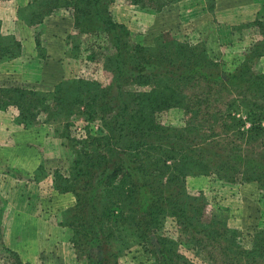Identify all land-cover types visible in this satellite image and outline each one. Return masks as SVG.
<instances>
[{"label": "trees", "instance_id": "1", "mask_svg": "<svg viewBox=\"0 0 264 264\" xmlns=\"http://www.w3.org/2000/svg\"><path fill=\"white\" fill-rule=\"evenodd\" d=\"M116 1L27 0L18 14L29 27L54 14L70 15L75 33H68L66 56L83 72L100 61L110 85L80 77L54 92L0 89L1 111L16 108L15 122L26 129L52 125L62 140L57 149L72 153L71 165L55 171L54 182L59 193L76 198L60 226L70 233L78 260L119 264L143 247L151 264H264V230L244 246L227 210L215 211L206 188L193 184H252L264 194V14L235 28V37L256 28L262 39L227 67L210 55L206 42L191 45L169 34L137 42L112 19ZM127 1L159 12L182 0ZM206 1L214 11L216 0ZM14 39L0 22V65L20 56ZM35 40L40 47L37 34ZM173 109L184 113L183 127L161 121ZM78 113L99 122L103 135L78 138L71 128Z\"/></svg>", "mask_w": 264, "mask_h": 264}, {"label": "rangeland", "instance_id": "2", "mask_svg": "<svg viewBox=\"0 0 264 264\" xmlns=\"http://www.w3.org/2000/svg\"><path fill=\"white\" fill-rule=\"evenodd\" d=\"M205 2L207 5L206 0ZM26 6L27 0H0V22L2 32L6 36L12 35L15 38V41L21 43L22 48L20 49V56L12 59L11 61L22 59L23 57H26L25 55H27V59L30 58L34 60H45V58H48L46 55L48 54L47 52L49 50V44L52 45L51 55L53 53L54 57L60 58L56 56V54L57 49L61 44L64 52L63 56L65 57L63 59V68L65 73L53 70V74L56 76L53 78V82L51 84H42L41 86H37L35 83L32 85H26L21 82L16 83L14 80L9 78L3 79V82H0V84L5 83L3 87L16 85L36 91L42 90L41 92H54L56 91L57 86L63 81L79 79L80 77L84 79L88 78L89 80H96L104 86L111 84V75H109L103 69V65L100 61L91 63V67L89 63L86 64L89 65L90 70L83 72L82 68L80 69V66L75 60H72L70 57L66 56V54L71 52V48L66 49V39L68 38V33H75L74 20L70 15L61 12L47 17L41 25L34 27L26 26L28 29L25 30L14 28L15 22L18 24L21 23L18 19L19 9L25 8ZM169 9L172 10L165 8L164 10L158 12L151 7L148 9H141V7L134 6L127 0H117L116 3H114L110 8L112 19L116 23L126 26L130 32L134 34V39L137 42H141L142 40L144 42V39L142 38L144 36H157L160 34H169L170 37H173L181 42H189L191 45H195L200 42H206L210 55L220 63L222 62L225 64L227 67H231L234 62L239 63L241 60H243V55L251 47V45L256 43L257 40L260 41L262 39L261 36L258 37L256 34V28H249L247 32L252 33V37L249 36L245 30H242L239 32L238 36L233 37V41L228 44V40L230 39H227L221 34L219 35L215 32H211L210 30L200 26L202 20L196 21L194 18H191L188 12V4L185 1L183 2L182 0L179 4H177L176 7L174 6ZM260 14H264V9L260 12ZM258 17H260V15ZM241 24L242 25L236 26L235 28L238 29L239 27L244 26L246 23ZM36 34L38 35V38L41 42L40 47L35 40ZM253 36H257L256 39H258H253ZM53 50L56 54L53 52ZM57 63H59L58 60ZM2 64L5 65L4 63ZM2 64L0 65V71L7 67V65L3 67ZM260 64L264 69V56L261 58ZM86 68L84 67V69ZM61 73L64 74L63 77L59 76ZM39 74H41V72H38L36 69H34L27 73V77H38L43 83L44 77L41 75L38 76ZM59 77H62V79H58ZM57 79L60 81L54 85V82ZM51 86L53 87L52 91L46 90ZM144 89L145 88H143V90ZM138 90L139 89H136V91ZM183 114L184 113L181 110L173 109L163 113L161 121L166 125L183 127L185 125ZM247 127H249V124ZM71 128L76 131V136L78 138L87 135H103L102 127L99 122L87 121L85 117L79 113L75 115ZM68 152L69 150H64L63 147L57 149V145L52 147V151L51 147H49L46 166L52 171H57V169L60 168L59 170L65 172L71 165L72 161V153ZM4 153V149L1 150L0 148V170L9 166L8 161L5 160L6 157L3 156ZM193 184L198 188L197 190L206 188L205 190L208 200L215 211H217L216 209L218 207L227 210V213L225 212V214L230 217L229 224L232 228L238 229L242 234V236H240L239 242L245 244L244 246L246 247H250L251 243L249 240L252 238V235L255 233V231L264 230V194L258 191L257 187L252 184L232 185L228 183H222L221 181L200 182L198 180H195V183ZM50 201L57 202L54 204L55 206L53 205L52 207L53 209L51 211V216L58 218L59 222H61L62 213L75 204L76 198L72 193H69L66 196L61 195L57 201ZM3 213L4 210H0V224L1 221L3 222V217L1 216ZM2 232L3 230L0 226V244L1 241L3 243ZM67 235H69L68 238L70 239V233L68 231ZM63 249L65 252L64 260L62 259V264H74V261H76L75 264H86L85 262L78 260L74 247L69 240L63 244ZM146 250L147 249L141 247L131 253H128L119 260V264H151L150 254ZM186 255L191 260L194 259L192 257V252L187 251ZM10 260H15V264H19L20 262L19 259L16 260L14 257L8 259V261ZM7 263L8 262L4 255L0 254V264ZM50 264H54L52 258Z\"/></svg>", "mask_w": 264, "mask_h": 264}, {"label": "crops", "instance_id": "3", "mask_svg": "<svg viewBox=\"0 0 264 264\" xmlns=\"http://www.w3.org/2000/svg\"><path fill=\"white\" fill-rule=\"evenodd\" d=\"M184 1L188 4L191 18L202 20L200 26L230 39L228 44L235 37L233 31L236 26L254 22L264 9V0H216L212 12L208 10L205 0ZM14 28L28 29L16 22ZM256 37L253 36V39ZM51 51L52 45L49 44L46 55L48 58L45 60L27 59L25 55L22 59L2 64L7 67L0 71V82L9 78L26 85L51 84L56 77L53 70L65 73L62 45H59L57 54L53 50L60 58L54 57L53 53L51 55ZM34 69L41 72L38 76L44 77L43 83L38 77H27V73ZM63 73L59 76L63 77ZM58 79L54 85L60 81ZM4 84H0V88ZM52 89L51 86L46 90ZM18 113L14 107L6 111L0 110V148L4 149L3 156L9 164L0 170V210H4L1 215L3 222L0 224L3 230L0 254L4 255L7 264H15V260L8 261L11 257L19 258V264H50L51 258L54 264H62L65 252L63 244L69 238L67 229L60 226L59 219L51 216L52 207L57 202L50 200L57 201L61 195L66 196L69 193L60 194L57 191L54 182L55 171L46 166L48 145L59 146L62 140L54 134L55 128L52 125L40 122L28 129L18 125L15 122ZM59 169L57 171L62 172Z\"/></svg>", "mask_w": 264, "mask_h": 264}]
</instances>
